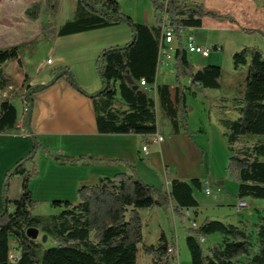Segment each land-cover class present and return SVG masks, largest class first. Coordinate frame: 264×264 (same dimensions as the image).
Wrapping results in <instances>:
<instances>
[{
    "label": "trees",
    "instance_id": "trees-1",
    "mask_svg": "<svg viewBox=\"0 0 264 264\" xmlns=\"http://www.w3.org/2000/svg\"><path fill=\"white\" fill-rule=\"evenodd\" d=\"M155 23L149 25L136 21L127 14L120 0H78L74 16L59 27L54 22L42 23L46 38L75 34L99 28L127 24L132 38L124 45L105 48L98 56L97 68L102 87L93 93L84 91L69 67L52 71L53 78L45 84H29V75L23 78L25 117L30 121L33 95L64 79L93 102L98 132L101 134L151 135L158 131L157 104L169 118L174 134H190L187 115V92L194 85L202 88L221 89L224 68L206 64L196 68L190 61L184 45L182 30L200 27L206 16L238 24L229 14L207 11L197 1L150 0ZM264 3V0H261ZM2 2V0H0ZM59 0H45L47 11L54 16ZM166 11L177 37L174 53L175 87L158 83V62L161 43L159 12ZM40 7L27 9L34 19ZM245 34L258 31L241 27ZM215 48V47H213ZM17 60L22 67L18 45L0 48V89L13 88L4 65ZM234 65L249 64L245 89L237 96L238 116L223 118L231 155L227 171L238 182L239 199L264 200V51L253 46L233 54ZM189 77L191 85L183 83ZM145 79L156 87L152 90L139 85ZM0 103V133L14 129L19 123L17 106L8 99ZM251 140V141H249ZM45 152L59 164L108 163L121 164L127 170L113 177H102L93 185H83L76 203L56 200L55 207H63L59 214H36L37 202L30 188L31 180L39 174L38 154ZM14 177H21V194L11 202L9 191ZM202 181L174 178L170 188L147 183L137 166L125 159L97 155H68L43 145L34 136L33 149L8 170L4 178V208L0 212V264H138V251L142 246L151 257L152 264H175V245L161 231L156 242L145 239V222L141 209L172 208L176 217L186 220L184 209H195L199 201L194 189H202ZM13 205V209L10 205ZM31 227L54 239L56 244L46 246L27 235ZM186 243L192 264H264V208L258 212L252 225L233 224L206 218L199 227H189ZM220 234L222 240L205 248L198 236ZM17 245V246H16ZM171 246L173 249L171 250ZM13 247L19 250L16 260L10 259Z\"/></svg>",
    "mask_w": 264,
    "mask_h": 264
},
{
    "label": "crops",
    "instance_id": "crops-1",
    "mask_svg": "<svg viewBox=\"0 0 264 264\" xmlns=\"http://www.w3.org/2000/svg\"><path fill=\"white\" fill-rule=\"evenodd\" d=\"M35 1L41 4L40 0ZM77 1L74 0L75 8ZM186 1L200 2L207 11L232 15L238 22V24H235L212 16L204 17L200 27L186 29V33L193 34L200 45L215 47L213 50H225V41L221 34L231 31L234 33L242 32L241 27L260 32L252 35L247 34L249 36H261L264 38V3L261 0ZM120 3L123 10L136 21L149 25L155 23V14L150 0H120ZM142 6L145 9L144 19H140L137 16ZM42 8L43 4L40 7V14ZM74 13L68 19H71ZM28 20L30 26L33 27L40 20V17L35 21ZM48 21L51 20L41 21L40 27L42 22ZM61 24H55V26L59 27ZM201 31H204L208 35L206 44L200 34ZM242 33L245 34L244 32ZM29 34L33 36L29 41L35 40L38 41V44H42L47 54V60L52 59L51 63H48L46 60V62L41 64L39 69L35 70L37 73L36 77L27 73L30 77L29 84H45L53 78V70L60 67H69L81 88L87 93L96 92L102 87V81L97 68L99 54L105 48L124 45L132 38V30L127 24H118L50 38L45 37L41 28L36 35H33L32 32ZM241 49L237 45L231 50L232 60L233 54ZM210 56L211 53L208 57L204 58H209ZM189 59L195 67L206 64H220L216 62V59L210 62H199L194 57V54ZM173 64L174 60L171 58L165 66L168 68V71H170L169 68L171 67L175 78ZM21 65L24 67L23 59ZM220 65L223 67L222 64ZM234 68L238 70L235 65ZM23 78L24 74L21 73V86L23 85ZM157 82L161 83L158 77ZM183 83L190 86L191 79L186 77L183 79ZM168 84L175 87L176 82ZM216 90L214 88H202L200 84H197L189 91L193 95H197L198 92L216 94ZM5 94L3 93V95ZM227 94L230 96L227 97ZM220 97L222 105L229 108L230 106L227 105V101L236 99L234 88H230L227 93ZM235 107L237 108V105ZM18 113L20 117L18 125L12 130L0 133V212L4 208L3 187L5 175L8 170L15 166L20 158L33 149L34 136H37L43 145L60 153L75 156L97 155L128 160L137 166L139 174L147 183L161 188L169 189L174 178L186 181L199 178L203 183L200 191L205 189L206 185L211 186L214 182L211 178L210 166L204 168V158L209 145L207 141H210V133L213 134L211 136L212 139L216 137L214 135L216 133V119H200L202 120V124L199 126H191L189 124L190 129H193V133L191 134L183 132L174 134L171 128L169 137L167 139L164 137V140L161 142L155 141L156 136L160 134L159 127L157 133L151 135L101 134L97 129L92 99L64 79L57 80L53 85L33 95V106L29 122L25 117V106L22 115L20 116L19 110ZM222 120L223 118L219 119L221 124ZM21 128H25V132H22ZM225 132L226 128L224 127L223 133L225 134ZM146 145L148 147L147 152L143 151V147ZM38 165L39 174L30 182L33 198L37 202L36 209H40L41 211L36 214H59L63 210V207L53 206L52 203L54 201L61 200L76 203L78 191L83 185L96 184L102 177H113L117 173L127 170L121 164L100 162L90 164H59L43 151H40L38 154ZM167 167L170 169L169 173L165 171ZM158 179H162L164 183L163 187L158 184ZM21 183V177H14L12 179L9 191L11 202L20 196ZM223 189V187L218 188L219 192L215 195L214 201L206 205L205 208L197 196V189H194V195L199 201V206L195 209L197 220L202 223L208 217L221 219L226 223L240 224L245 222L249 226L252 225L257 220L258 212L263 208L258 206L253 199L242 200L238 197L234 198ZM239 200L246 201L248 205L238 212L235 205ZM10 208L13 209L12 204ZM152 210L154 211V209ZM156 212H161L160 214H162L160 221H155L154 226H152L153 231L151 234L153 233L157 237V240L161 231L165 232L169 242L174 245L175 238L179 237V235L185 234V238L187 237V229L190 227L187 219L184 221L180 220L175 216L172 208L160 211L157 209ZM155 214L154 212L153 215ZM144 222L149 227L152 225L150 218L145 219ZM221 240L222 236L218 233L205 237V242L210 243L207 248Z\"/></svg>",
    "mask_w": 264,
    "mask_h": 264
},
{
    "label": "rangeland",
    "instance_id": "rangeland-1",
    "mask_svg": "<svg viewBox=\"0 0 264 264\" xmlns=\"http://www.w3.org/2000/svg\"><path fill=\"white\" fill-rule=\"evenodd\" d=\"M40 2L41 4H38V2L35 0H3L0 3V48L18 45L20 49V55L24 61V67L22 66L21 68L17 60H10L8 61V64L4 65V70L8 72V75H10V82L13 88L10 87L6 90L0 89V103L6 99L5 97L8 96V99H10L17 106L20 116L24 111L22 95L25 91V88L21 86L20 75L23 73L25 76L26 73H29L32 74L33 77H36L37 73L35 70L39 69L41 64L47 60V54L44 50V47L40 43L39 45L38 41H29L31 37H33L29 33L32 32L33 35H36V33H38L41 28L40 22L47 19L53 21L56 25L63 23L65 20L71 17L75 9L74 0H59L58 11L54 16H51V12L47 11L46 9L45 0H40ZM37 4L40 7L43 4V8L41 14L39 12L38 17H40V20L37 21L35 26L32 27L30 26L28 19L31 21H35L36 19H34L32 14L27 13V9L32 8ZM143 7L144 6L139 9V15H137L140 19H144L145 9H143ZM258 33L260 32H257L256 34ZM200 34L204 38V43L206 44L208 35L205 34L204 31H201ZM221 35L225 41V50H212L211 56L209 58H204L197 53L193 54L199 62H210L216 59V62H219L223 65L225 75L223 78L224 82L222 89H217L216 94L211 92H198L197 95H193L189 90L187 92V104L189 105V112L187 115L188 127L189 124H191V126L201 125L202 120L200 119H216V133H214L216 137L212 139L211 136H213V134L210 133V141H207L209 142V145L204 158V168H208V166H210L211 178L216 183L213 182V184L210 186L213 192L209 195L205 193V189L202 191L197 190V196L199 197L204 208L210 202L214 201L215 195H217L219 192V187H223V190L230 194L231 197L237 198L236 195L238 182L232 179L227 171L231 150L229 148L227 137L223 133L224 126L219 122V119H234L236 116H238V114L236 112L237 108L235 107V100H228L227 105L230 107L227 108L222 105L223 103L220 100V96L227 93L230 88H234V96H241L242 91L245 89V77L249 70V64L241 65L238 67V70H236L231 58V50H233L238 45L239 48H252L253 46H257L264 51V38L261 36H249L247 34H243L242 32L234 33L233 31L223 32ZM207 47L212 46L208 45ZM167 69L168 68L165 65L160 68V71L158 72L159 81L161 83L174 84L175 78L173 76L171 67L169 68L170 71ZM3 93L6 94L3 95ZM152 93L155 95L153 91ZM229 96L230 95L227 94V97ZM157 119L160 134L167 139L169 137V131L171 130L172 125L159 103L157 104ZM192 130L193 129L189 130L190 134L193 133ZM157 182L158 184L162 185V187L164 186L162 179H158ZM255 201L258 206L264 208V200ZM157 209L158 211L163 210V208H155L154 211L150 209H141L142 218L144 220L150 218L152 221V225L150 227L148 224H145V239L148 243H152L157 240V237H155L153 233L151 234L153 231V224H155V221L159 222L160 218L162 217V214H160L161 212H156ZM34 212L39 213L41 211L40 209H36L35 206ZM154 212L156 213L155 215H153ZM188 222L190 223L189 220ZM44 235L45 234L40 231L38 240L41 241ZM44 243L48 247L56 244L52 237H49V239H47V241ZM208 244L210 243L205 242L203 243V246L207 248ZM175 247V264H192L185 234H181L179 237L175 238ZM138 264H152L151 257L144 253L142 246L139 247L138 251Z\"/></svg>",
    "mask_w": 264,
    "mask_h": 264
},
{
    "label": "built area",
    "instance_id": "built-area-1",
    "mask_svg": "<svg viewBox=\"0 0 264 264\" xmlns=\"http://www.w3.org/2000/svg\"><path fill=\"white\" fill-rule=\"evenodd\" d=\"M167 1V0H164ZM159 19L161 23V43H160V53H159V62H158V72L161 66L165 65L168 60L173 59L175 50L177 48V37L174 30V27L171 25L170 16L166 11L159 12ZM184 36V45L189 53H197L203 57H208L213 50V47H207L204 45H200L197 43L195 36L191 33H186V30H182ZM48 63L52 62V59L47 60ZM139 85L145 89L152 90L156 95V87H152L146 82L145 79L140 80ZM20 122V120H19ZM22 132H25V128H21ZM164 140L163 135L158 134L155 138V141L161 142ZM147 145L143 147V151L147 152ZM169 168L165 169L166 173H169ZM205 193L211 194L212 188L209 185L205 187ZM248 203L246 201L239 200L235 205L236 210L239 212L244 207H246ZM186 216V219L190 221V227L197 228L200 226V222L196 218V214L192 209H184L183 210ZM199 241L203 244L205 242V237L202 235L198 236ZM17 246V245H16ZM173 247L171 246V250ZM175 253H176V249ZM19 250L16 247H13L10 252V259L16 260L19 257Z\"/></svg>",
    "mask_w": 264,
    "mask_h": 264
},
{
    "label": "water",
    "instance_id": "water-1",
    "mask_svg": "<svg viewBox=\"0 0 264 264\" xmlns=\"http://www.w3.org/2000/svg\"><path fill=\"white\" fill-rule=\"evenodd\" d=\"M27 235L34 240H38L39 235H40V229L36 227H31L27 230ZM42 239H43V242H46L48 239V236L45 234Z\"/></svg>",
    "mask_w": 264,
    "mask_h": 264
}]
</instances>
